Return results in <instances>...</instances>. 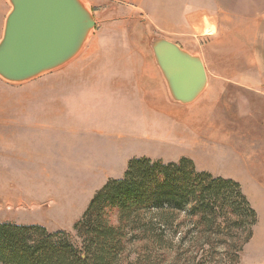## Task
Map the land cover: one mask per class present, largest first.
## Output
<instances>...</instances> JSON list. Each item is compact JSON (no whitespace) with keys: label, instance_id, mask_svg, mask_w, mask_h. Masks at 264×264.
<instances>
[{"label":"rangeland","instance_id":"374dc122","mask_svg":"<svg viewBox=\"0 0 264 264\" xmlns=\"http://www.w3.org/2000/svg\"><path fill=\"white\" fill-rule=\"evenodd\" d=\"M85 1L96 27L76 58L28 82L0 78V221L64 231L79 244L76 222L131 158L189 155L199 169L241 183L257 212L251 239L235 261L218 240L200 245L185 226L174 249L128 243L124 264H205L202 256L213 261L206 264H264V0H202L237 17L238 31L226 33L237 39L216 47L199 37L203 54L179 44L228 75L217 92L208 79L187 105L170 96L151 47L154 38L171 40L165 4ZM0 3L2 37L11 5ZM213 22L205 18V31Z\"/></svg>","mask_w":264,"mask_h":264},{"label":"trees","instance_id":"16d2710c","mask_svg":"<svg viewBox=\"0 0 264 264\" xmlns=\"http://www.w3.org/2000/svg\"><path fill=\"white\" fill-rule=\"evenodd\" d=\"M256 222V209L239 181L199 169L189 157H134L76 222L79 244L64 231L0 221V264H124L128 243L146 239L154 249H174L176 233L185 226L187 236H200V245L218 240L236 261ZM145 264H151L149 258Z\"/></svg>","mask_w":264,"mask_h":264},{"label":"water","instance_id":"95a60500","mask_svg":"<svg viewBox=\"0 0 264 264\" xmlns=\"http://www.w3.org/2000/svg\"><path fill=\"white\" fill-rule=\"evenodd\" d=\"M0 38V78L24 83L71 62L96 27L85 0H7ZM151 47L173 100L194 102L208 85L205 64L178 43L154 38Z\"/></svg>","mask_w":264,"mask_h":264},{"label":"crops","instance_id":"0c3cea01","mask_svg":"<svg viewBox=\"0 0 264 264\" xmlns=\"http://www.w3.org/2000/svg\"><path fill=\"white\" fill-rule=\"evenodd\" d=\"M155 2H157V4H165L164 9H161L160 11L163 12L166 17L165 29L169 38L180 45H190V47L188 48H190L192 52L195 51L202 53L199 37H201V39L203 40L205 36H210V39H212V42L216 45V47H219L217 45H221L223 47V45L227 44L226 36L230 35H226V33L233 32L234 30L238 31L237 27H235L237 24V17L235 18L234 14H232L230 11L223 10L221 7H218L217 5H214L212 3L210 5H205L206 3L202 0H164V2H162V0H155ZM2 11L3 9L0 3V15ZM206 17L215 21L213 22L212 27V29H214L211 32L205 31ZM223 24L227 26L224 27ZM228 37L234 38L235 40L237 39L235 37ZM209 51L210 50H208L207 53ZM214 56L215 54L211 49V52L208 54V59L211 60L212 63L215 59ZM204 60L206 59L204 58ZM204 63L208 74L209 84L210 86H212L211 89L215 87L218 88L220 84L223 83V79L228 75L223 74V72H221L219 69L209 68L208 63H206L205 61ZM217 88L211 90V92H217ZM181 157H189L194 160L192 156L181 155L173 161H177ZM199 164L202 166V163ZM202 169L213 172L212 169L205 166H203Z\"/></svg>","mask_w":264,"mask_h":264},{"label":"bare ground","instance_id":"6f19581e","mask_svg":"<svg viewBox=\"0 0 264 264\" xmlns=\"http://www.w3.org/2000/svg\"><path fill=\"white\" fill-rule=\"evenodd\" d=\"M207 29H208L207 31H209V32L213 30L212 28H207Z\"/></svg>","mask_w":264,"mask_h":264}]
</instances>
